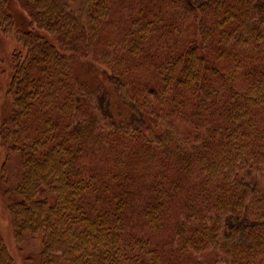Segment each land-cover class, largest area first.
Instances as JSON below:
<instances>
[{"label":"trees","instance_id":"16d2710c","mask_svg":"<svg viewBox=\"0 0 264 264\" xmlns=\"http://www.w3.org/2000/svg\"><path fill=\"white\" fill-rule=\"evenodd\" d=\"M16 1L31 28L0 181L17 245L39 235V264H264V0ZM78 58L109 87L76 79Z\"/></svg>","mask_w":264,"mask_h":264},{"label":"rangeland","instance_id":"374dc122","mask_svg":"<svg viewBox=\"0 0 264 264\" xmlns=\"http://www.w3.org/2000/svg\"><path fill=\"white\" fill-rule=\"evenodd\" d=\"M7 11L13 18V31L8 35L0 32V123L10 116L11 103L10 97L7 95L8 86L11 77L10 58L14 51H23V45L17 40L20 33L30 30L29 18L27 13L21 8L16 0H7ZM35 33L44 36L52 41L51 36L45 31L35 30ZM69 55V54H68ZM73 74L80 82H85L90 88L96 86L109 87L105 74V69L89 58H78L73 63ZM112 96V94H111ZM115 100V97L113 95ZM183 131L187 135H192L189 127H183ZM2 159H0L1 163ZM11 173V183L17 181L19 168L13 164ZM1 182V181H0ZM4 185L0 183V233L7 247L8 253L13 259L14 264H39V253L41 248L40 236L25 235L21 246L17 245L13 238V233L7 212V198L3 194ZM207 260L212 259L213 255L206 254Z\"/></svg>","mask_w":264,"mask_h":264}]
</instances>
